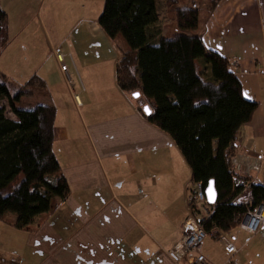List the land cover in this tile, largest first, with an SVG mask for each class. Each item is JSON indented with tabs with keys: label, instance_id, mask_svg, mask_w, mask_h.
<instances>
[{
	"label": "crops",
	"instance_id": "0c3cea01",
	"mask_svg": "<svg viewBox=\"0 0 264 264\" xmlns=\"http://www.w3.org/2000/svg\"><path fill=\"white\" fill-rule=\"evenodd\" d=\"M104 1L99 16L90 18L94 2L82 0L86 17L64 37L76 59L71 66L77 82L72 93L67 87L71 103L63 110L54 107L53 150L71 195L30 231L0 221V264H186L170 252L189 217L191 171L172 139L143 119L140 95H126L117 86L120 51L98 24ZM198 34L209 51L238 61L232 72L245 99L259 105L237 134L235 149L237 156L260 160L261 170L253 177L264 186V0H221ZM22 47L16 53L18 67L28 57ZM8 51L0 59L1 73ZM38 64L25 74L28 82L38 77L46 88L54 87L48 64ZM7 220L15 221L14 215ZM253 239L248 243L231 232L229 240L239 247L228 255L218 239L208 236L202 254L208 264H256L244 256Z\"/></svg>",
	"mask_w": 264,
	"mask_h": 264
},
{
	"label": "trees",
	"instance_id": "16d2710c",
	"mask_svg": "<svg viewBox=\"0 0 264 264\" xmlns=\"http://www.w3.org/2000/svg\"><path fill=\"white\" fill-rule=\"evenodd\" d=\"M206 1L207 21L221 0ZM165 2L179 31L172 38L156 29L158 0H105L98 24L120 51L116 81L121 92L140 95L139 113L175 143L190 168L191 184H201L205 192L214 183L215 210L200 223L208 236L219 238L239 229L247 211L264 203V186L252 185L244 193L231 165L237 134L259 105L245 99L230 61L206 48L197 32L201 10L181 7V0ZM7 18L0 8V52L9 44ZM37 88L46 89V84L33 77L12 96L0 72V101L7 100L15 117L0 108V221L20 231L32 230L71 195L53 150L57 110L15 105L33 95L27 89ZM11 214L13 222L7 220Z\"/></svg>",
	"mask_w": 264,
	"mask_h": 264
},
{
	"label": "rangeland",
	"instance_id": "374dc122",
	"mask_svg": "<svg viewBox=\"0 0 264 264\" xmlns=\"http://www.w3.org/2000/svg\"><path fill=\"white\" fill-rule=\"evenodd\" d=\"M103 1L93 0L94 4L90 8V12L88 11L90 18L99 16ZM193 2L196 3L195 6L189 4V2L187 4V0H181L180 6L200 9V27H202L205 24L207 1L193 0ZM80 3H82V0H46L42 8V3L35 0L1 1L0 8L7 14V24L10 34L9 44L7 45L9 51L5 55V58H3L4 60H2L1 68L7 76L11 95L14 96L18 89L28 82L29 77H26L25 74H31L33 70H36L39 66L38 62H46L53 72L54 87L50 86V88H37L34 90L27 89L26 91H30L33 95H24L20 102L16 101L15 105L17 109L30 110L38 105L51 107L60 105L59 110L61 108L63 110L65 103L68 105L71 103V95L68 88L71 91V87L75 86L77 82V76L72 70V66L75 67L76 59L72 53L70 41H65L64 37L66 34L71 33L72 29L86 17H83L85 11H82L83 5ZM158 11L159 23L156 29L160 35L172 38L176 34H179L174 16L171 13L169 14L165 0H158ZM197 32H191L190 34L196 35ZM119 40L122 41V38H119ZM22 45L25 47L28 57L25 65L21 61L18 67L15 61L16 53L21 50ZM51 45L54 47V51H52ZM7 47L0 52V59ZM35 52L38 54L37 58H34ZM56 52L64 53L67 56L70 55V57L65 59V65L68 68V72L65 73L67 77L62 75V64L58 63ZM22 65L24 66L22 67ZM74 77L75 80H73ZM76 92L78 93V90ZM0 108H5L8 117H12L7 100L0 101ZM11 216L13 215L11 214ZM240 234L248 243L250 239L254 238L252 240L254 241L253 249L262 254L258 253L259 255L256 257L252 251L253 249H251L244 255L246 259L255 260L256 264H264L263 234L247 236L242 234L239 229L232 232V236ZM226 237L231 238V233ZM234 245L239 247L237 241L234 242Z\"/></svg>",
	"mask_w": 264,
	"mask_h": 264
},
{
	"label": "built area",
	"instance_id": "2783aa9c",
	"mask_svg": "<svg viewBox=\"0 0 264 264\" xmlns=\"http://www.w3.org/2000/svg\"><path fill=\"white\" fill-rule=\"evenodd\" d=\"M44 4L45 0H35ZM57 59L62 64V71L68 72L65 59L70 55L56 52ZM232 69H237L238 61L231 60ZM232 171L235 174L236 184L247 192L252 185L258 184L253 177L261 170L260 160L249 157L242 158L235 155L231 160ZM189 217L182 226L180 241L173 247L170 255L177 261H186V264H208L206 257L202 254L205 239L208 237L200 221L210 218L215 210L214 205H210L206 199L204 189L201 184H191L189 188ZM239 230L250 235L263 234L264 237V203L251 208L239 226ZM227 235L217 238L223 245L228 255L237 253L236 247L232 244Z\"/></svg>",
	"mask_w": 264,
	"mask_h": 264
},
{
	"label": "water",
	"instance_id": "95a60500",
	"mask_svg": "<svg viewBox=\"0 0 264 264\" xmlns=\"http://www.w3.org/2000/svg\"><path fill=\"white\" fill-rule=\"evenodd\" d=\"M145 114L148 115L150 113L149 109L144 108ZM205 196L210 205H214L216 203L217 194L215 191L214 183H209L208 187L205 190Z\"/></svg>",
	"mask_w": 264,
	"mask_h": 264
}]
</instances>
